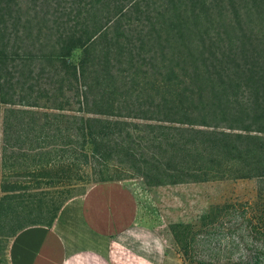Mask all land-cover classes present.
Instances as JSON below:
<instances>
[{
  "label": "trees",
  "instance_id": "1",
  "mask_svg": "<svg viewBox=\"0 0 264 264\" xmlns=\"http://www.w3.org/2000/svg\"><path fill=\"white\" fill-rule=\"evenodd\" d=\"M91 116L129 121L150 186L262 179L264 0H0V236L79 195L54 185L58 151L86 156ZM226 215L264 238V195L213 204L169 225L186 264Z\"/></svg>",
  "mask_w": 264,
  "mask_h": 264
},
{
  "label": "crops",
  "instance_id": "2",
  "mask_svg": "<svg viewBox=\"0 0 264 264\" xmlns=\"http://www.w3.org/2000/svg\"><path fill=\"white\" fill-rule=\"evenodd\" d=\"M229 181L235 180L94 182L62 205L51 226H28L10 237L5 262L186 264L169 225L198 220L222 202V184Z\"/></svg>",
  "mask_w": 264,
  "mask_h": 264
},
{
  "label": "rangeland",
  "instance_id": "3",
  "mask_svg": "<svg viewBox=\"0 0 264 264\" xmlns=\"http://www.w3.org/2000/svg\"><path fill=\"white\" fill-rule=\"evenodd\" d=\"M79 54L80 51L77 50L73 56L78 57ZM87 123L90 135L87 136L85 157L76 153V141L71 136L69 138L73 140L72 143L71 139L69 142L63 139L60 144L57 159L59 170L57 169L58 174L54 179L55 186H72L74 194H81L94 182H132L140 177L144 178L151 156L133 136L128 120L91 116ZM62 169L66 171L63 172ZM92 177L98 181L92 180ZM237 180L240 181L222 184V202L256 200L258 196L263 197L264 177ZM228 219L227 215L221 218L224 228L218 230L216 243L212 242L208 249L199 251L198 258L205 260L206 264H264V238L252 239L248 229H236L234 222H239L238 217L231 221H227ZM227 228L233 231L231 240L226 237ZM9 232L4 229L3 234L6 235L0 236V264H6L4 252L8 239L12 237L7 236ZM240 236H243L242 239ZM253 254L259 256L250 258Z\"/></svg>",
  "mask_w": 264,
  "mask_h": 264
}]
</instances>
